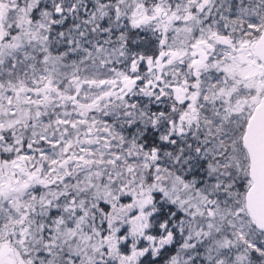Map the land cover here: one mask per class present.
<instances>
[{
  "label": "snow or ice",
  "instance_id": "1",
  "mask_svg": "<svg viewBox=\"0 0 264 264\" xmlns=\"http://www.w3.org/2000/svg\"><path fill=\"white\" fill-rule=\"evenodd\" d=\"M0 264H264V0H0Z\"/></svg>",
  "mask_w": 264,
  "mask_h": 264
}]
</instances>
